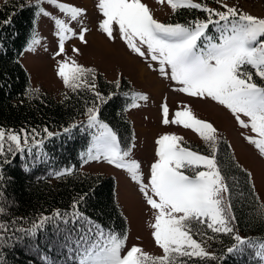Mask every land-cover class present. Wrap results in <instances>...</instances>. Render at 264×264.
Here are the masks:
<instances>
[{
  "label": "rangeland",
  "instance_id": "rangeland-1",
  "mask_svg": "<svg viewBox=\"0 0 264 264\" xmlns=\"http://www.w3.org/2000/svg\"><path fill=\"white\" fill-rule=\"evenodd\" d=\"M27 2L40 6L37 36L20 56L32 89L62 99L84 79L100 75L106 83L127 86L116 97L133 95L119 112L130 138L123 146L100 126V149L82 165L84 172L114 179L127 224L126 239L104 256V264L163 261L172 249L205 253L183 230V220L195 214L222 224L227 195L215 160L187 147L213 152L224 141L248 173L264 213V86L252 79L255 74L264 84V0ZM186 6L205 9L206 18L214 19L178 36L173 32L185 29L166 23ZM218 21L228 25L227 33L195 57L196 40ZM190 54L192 65H178L181 59L188 66ZM87 114L95 122L102 117L99 107ZM8 141L18 148L25 144L20 135L0 129V148Z\"/></svg>",
  "mask_w": 264,
  "mask_h": 264
},
{
  "label": "trees",
  "instance_id": "trees-1",
  "mask_svg": "<svg viewBox=\"0 0 264 264\" xmlns=\"http://www.w3.org/2000/svg\"><path fill=\"white\" fill-rule=\"evenodd\" d=\"M39 11L27 0L0 5V129L25 141L19 148L9 141L0 148V264H104V256L126 239L127 224L116 203L114 179L84 172L82 165L99 147L100 126L110 128L122 145L130 138L119 112L133 95L116 97L127 86L106 83L100 75L84 79L62 99L32 89L20 56L33 40ZM206 16L205 9L180 7L166 24L191 30L214 19ZM227 27L212 22L203 34L218 41ZM252 79L264 86L255 74ZM121 98L128 101L123 104ZM98 107L99 121L87 120ZM186 149L215 160L228 214L223 215L222 203V224L195 214L183 220V230L204 254L172 249L163 261L142 259L140 264H264V213L248 173L224 141L213 152Z\"/></svg>",
  "mask_w": 264,
  "mask_h": 264
},
{
  "label": "bare ground",
  "instance_id": "bare-ground-1",
  "mask_svg": "<svg viewBox=\"0 0 264 264\" xmlns=\"http://www.w3.org/2000/svg\"><path fill=\"white\" fill-rule=\"evenodd\" d=\"M96 41L98 42V40L97 39H95V43H96ZM93 43H94V41H93ZM99 43V42H98ZM103 46V45H102ZM110 49V48H109ZM108 48H107V50H109ZM110 51V50H109Z\"/></svg>",
  "mask_w": 264,
  "mask_h": 264
}]
</instances>
